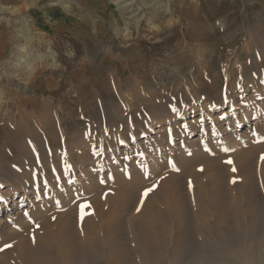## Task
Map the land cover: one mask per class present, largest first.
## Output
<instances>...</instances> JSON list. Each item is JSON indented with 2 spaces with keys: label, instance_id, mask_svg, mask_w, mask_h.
Returning <instances> with one entry per match:
<instances>
[{
  "label": "rangeland",
  "instance_id": "374dc122",
  "mask_svg": "<svg viewBox=\"0 0 264 264\" xmlns=\"http://www.w3.org/2000/svg\"><path fill=\"white\" fill-rule=\"evenodd\" d=\"M131 4L121 14L114 0H0V264H24L22 242L56 261L46 226L71 215L85 245L96 204L105 218L127 196L122 219L132 264H142L131 226L155 180L175 173L194 191L188 170L234 158L232 141L245 144L233 134L261 140L264 0ZM189 148L200 157L184 164ZM84 248L80 264L101 261Z\"/></svg>",
  "mask_w": 264,
  "mask_h": 264
},
{
  "label": "bare ground",
  "instance_id": "6f19581e",
  "mask_svg": "<svg viewBox=\"0 0 264 264\" xmlns=\"http://www.w3.org/2000/svg\"><path fill=\"white\" fill-rule=\"evenodd\" d=\"M114 1L119 6L121 14L125 9L129 13L132 12V9H129L132 5L131 0ZM36 62L34 60L32 64L28 63V69H36ZM47 64L41 61L42 67L46 68ZM56 65L57 63L54 64ZM31 77V74L27 75V79ZM239 96L242 97L241 94ZM226 99L231 102L230 106L235 105L233 94H229ZM234 117L239 116H233V120ZM241 120L245 119L242 117L236 122ZM43 123H51V121L45 120ZM231 137L235 138L233 140L242 138L245 144L240 146L241 141L236 144L232 141L230 152L234 158L228 157V162L225 164H222L224 160L208 159L202 162V166H193L188 170V176L194 181V184L188 185H194V191L187 192L184 183L175 173L155 180L152 199L142 203V210L134 218L131 226L142 264H163L162 256L168 260L166 264H229V260L232 259L244 264H254L259 260L257 264H263L264 197L261 192H264V133L259 141L253 140L250 136L253 140L250 144L240 133ZM222 138L229 137L227 135L226 138ZM187 146L190 147V144ZM211 150V148L206 149L207 153ZM198 152L192 148L187 156L180 154L178 156H183L185 164L197 160L200 157ZM255 157L259 158L255 159ZM13 169L10 167V170ZM14 194L13 192L11 195ZM37 194L39 193L34 195ZM23 195H27L26 192L20 196ZM130 198L127 196L112 202V205L109 203L105 218L104 205L96 204L94 224L92 225L88 220L83 223L84 235L81 236L86 242L85 245L73 227L71 215L62 220L56 219V229H50L51 225L46 226L47 237L43 240L53 246L51 249L55 253L56 261L36 260L27 251L26 242H22L18 248L19 258L23 260L20 263L56 264L58 261L57 264H80L79 256H82L80 250L86 246L90 259L95 257L101 260L98 264H132L134 261L131 258L132 249L127 241L125 222L122 219V215L131 205ZM114 199L112 198L111 201ZM197 201L202 204H196ZM114 204L116 209L113 208ZM193 225L198 228L200 235L205 236L203 249L193 235ZM236 226L240 229L235 228ZM52 233L54 238L51 237ZM253 246L257 247L258 253H252V249H255ZM89 248L92 249L91 252L87 251ZM187 257H190L188 263L184 262ZM92 262L91 260L89 263L93 264Z\"/></svg>",
  "mask_w": 264,
  "mask_h": 264
}]
</instances>
